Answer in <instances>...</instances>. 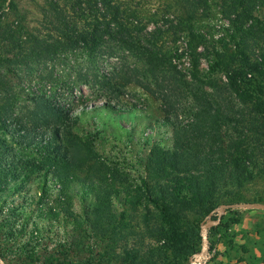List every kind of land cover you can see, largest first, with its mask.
<instances>
[{"label": "trees", "instance_id": "16d2710c", "mask_svg": "<svg viewBox=\"0 0 264 264\" xmlns=\"http://www.w3.org/2000/svg\"><path fill=\"white\" fill-rule=\"evenodd\" d=\"M32 1L40 3L33 26L28 18L32 12L20 9L16 0H0V69L9 62L56 61L77 52L92 55L115 41L158 79L170 52L158 45V37L144 40L142 34L160 21L193 34L194 23L207 16L211 0H155L162 8L154 9L153 0ZM218 2L231 28L214 49L209 68L226 75L239 107L232 114L224 108L231 104L229 99L224 106L215 92L195 94L194 118L186 123L166 119L173 145L151 146L145 176L138 183L104 163L85 173L84 159L72 148L73 142H81L74 131L77 119L55 92H34L30 118L16 115L9 99L0 103V192L20 191L36 174L43 183L52 177L63 198L64 208L57 214L74 219V241L61 247L92 248L96 243L102 248L99 255L106 257L103 262L91 255L79 264H182L200 250V222L213 210L221 204L264 202V196L244 197L250 185L264 179V0ZM39 26L45 31L34 32ZM193 40L199 39L192 35ZM102 108L116 111L110 104ZM91 152L87 150L88 157ZM79 170L84 172L81 178ZM40 194L47 195L46 186ZM74 199L88 202L81 214L72 209ZM7 218L6 233L0 229L4 260L1 238L11 245L18 231V219ZM222 225L220 221L209 230L210 251L215 248L211 234ZM21 227L19 233L24 224ZM89 239L93 241L87 244ZM23 257L22 264H76L56 256L42 260L33 251Z\"/></svg>", "mask_w": 264, "mask_h": 264}, {"label": "rangeland", "instance_id": "374dc122", "mask_svg": "<svg viewBox=\"0 0 264 264\" xmlns=\"http://www.w3.org/2000/svg\"><path fill=\"white\" fill-rule=\"evenodd\" d=\"M16 1L20 9L32 12L28 17L31 26L38 23L33 18H38L35 13L40 11V3ZM153 1L151 8H162ZM209 3L207 16L194 23L193 34L163 21L150 24L142 34L144 40L152 39V35L158 37V45L170 52V61L158 79L149 75L143 62L130 51L115 41H109L92 55L77 52L61 55L56 61L9 62L0 69V78L5 82L0 86V103L7 98L16 115L30 118L34 92H55L59 101L67 104L77 119L74 131L81 142H73L72 148L80 160L81 157L84 159L85 173H92L98 168L96 164L104 163L117 168L131 183H138L145 176L144 163L151 146L156 142L167 148L173 145L172 128L165 123L166 119L186 123L194 118L197 110L195 94L203 90L215 92L224 106L229 99L231 104L224 108L232 114L239 107L237 98L231 95L226 75L209 68L214 49L226 37L227 28H231L229 20L220 12L218 0ZM33 29L34 32L45 31L40 26ZM192 35L199 40L192 41ZM105 104L114 106L116 111L103 109ZM94 107L96 109L89 112ZM87 150L92 151L90 157ZM77 173L81 178L84 172L79 170ZM74 183L78 184V181ZM43 186L47 189L45 197L40 194ZM59 189L52 177L43 183L41 174H36L20 191L9 195L0 192L2 234L6 233L7 227L3 224L8 222L7 217L14 221L18 219L15 226L18 231L11 245L5 244L4 237L1 238L6 264H22L23 256L29 251L38 253L42 260L46 256H56L79 264L93 255L105 262L106 257L99 255L102 248L96 243L92 248L73 244L61 247L64 242L74 241V219L70 220L64 213L57 214L64 208ZM255 196H264V179L256 180L244 193L249 200ZM74 200L72 209L81 214L88 202ZM242 202L264 204L253 201L234 203ZM114 203L121 210L120 203L117 200ZM213 211L200 225L217 216V211ZM221 222L223 225L219 226L218 232L211 234L215 248L210 251L209 244L205 264H264V209L227 208ZM23 224L24 231L19 233ZM91 241L86 240L87 244ZM182 264H191V260Z\"/></svg>", "mask_w": 264, "mask_h": 264}, {"label": "water", "instance_id": "95a60500", "mask_svg": "<svg viewBox=\"0 0 264 264\" xmlns=\"http://www.w3.org/2000/svg\"><path fill=\"white\" fill-rule=\"evenodd\" d=\"M254 208V209H264V204H257V203H234V204H221L217 209L213 212L217 211V216L215 219L206 220L201 225V236H202V244L201 248L198 252L194 253L191 257V264H205L208 260V253H209V230L211 227L217 226L220 224L222 219V215L227 208ZM0 264H6L2 256L0 255Z\"/></svg>", "mask_w": 264, "mask_h": 264}]
</instances>
